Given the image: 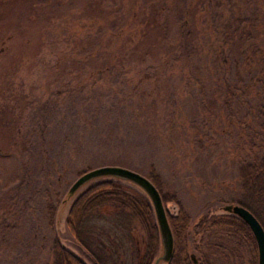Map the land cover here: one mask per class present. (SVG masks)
<instances>
[{
    "label": "rangeland",
    "instance_id": "rangeland-1",
    "mask_svg": "<svg viewBox=\"0 0 264 264\" xmlns=\"http://www.w3.org/2000/svg\"><path fill=\"white\" fill-rule=\"evenodd\" d=\"M92 1L0 0V264H50L53 238L92 264L67 210L87 185L114 176L68 188L101 164L143 175L153 166L189 215L188 251L210 264H249L242 237L198 222L243 200L238 168L264 152V0H111L105 9L99 0L101 20L115 12L94 27L93 45L71 22L81 15L86 28ZM123 23L118 41L98 39ZM174 34L171 48L163 40ZM226 37V62H191L197 46L215 53ZM178 56L177 67L163 61ZM123 231L126 264H136L144 231ZM161 254L159 242L150 264L164 263Z\"/></svg>",
    "mask_w": 264,
    "mask_h": 264
},
{
    "label": "trees",
    "instance_id": "trees-1",
    "mask_svg": "<svg viewBox=\"0 0 264 264\" xmlns=\"http://www.w3.org/2000/svg\"><path fill=\"white\" fill-rule=\"evenodd\" d=\"M98 1H92V5L95 4L94 7H96L94 9V11L96 10V14L86 15V28L81 23V15L71 21L73 23L72 33L77 34L81 32L88 34L92 45L95 39L94 27L113 20L111 17L115 12V9L109 8L102 15L101 20L97 16V12L99 11V7H97ZM101 1H103L102 8L104 9L107 3L110 4L111 2V0ZM121 2L123 4L124 1L121 0ZM119 9L121 8H116V11ZM126 28V23L120 26L117 25L114 28H105L102 33L100 32L101 34L98 33V39L101 41V39H106V37L110 40L114 38L116 42L122 37L123 31ZM73 29L78 30L74 31ZM227 38L221 39L216 44L217 49L215 53L213 51L210 52V49L206 50L203 45L201 47L197 46L198 57H195V60H191V62H197V65H206L212 58L217 59L219 56L222 57V61L226 62L228 55L224 54L223 48L228 43ZM177 39L178 35L174 34L167 41L164 39L163 42L165 41L164 43L171 48H176ZM91 46L88 47L87 54H92V50H90ZM84 49L82 53L85 54ZM115 58L116 60L114 61L112 57L111 60L109 58L108 62L112 61L115 63L119 60L118 56H115ZM261 58L264 60V54ZM179 60L178 56L173 58V60L163 61L169 66L177 62L175 65L177 67L180 64ZM120 62H123V60L121 59ZM142 74L145 75L146 72ZM262 128L264 133V121L262 122ZM238 171L240 187L243 190V200L239 204L251 211L264 230V152L253 154L249 161L239 166ZM145 176L154 184L159 192L172 234V252L166 264H191L189 257V253L191 252L188 251L187 247L188 213L172 193L162 191L159 175L153 166L149 167ZM168 201L176 203L177 209L175 212H169L166 209L165 203ZM102 209H111L112 211L106 217H102L98 215ZM206 221H208V228H224L231 234H238L242 237L249 246V264H256V246L253 236L248 226L239 217L231 213H221L211 216L209 219L203 216L199 220L198 225L201 226ZM133 224H138L144 231V246L136 264H150L159 245V234L151 204L142 190L116 177L100 179L87 185L73 198L66 215V226L72 238L85 252L92 264H126L125 246L131 238L123 230H129ZM117 229L124 233H117ZM50 253V264H85L81 258L64 247L57 238L51 240ZM201 257V260L197 259L198 264H210L204 253H201Z\"/></svg>",
    "mask_w": 264,
    "mask_h": 264
},
{
    "label": "water",
    "instance_id": "water-1",
    "mask_svg": "<svg viewBox=\"0 0 264 264\" xmlns=\"http://www.w3.org/2000/svg\"><path fill=\"white\" fill-rule=\"evenodd\" d=\"M111 175L122 180L136 184L147 196L157 225L159 242L162 246L161 258L169 259L172 252V234L169 228L164 207L158 190L154 184L143 174L119 164H101L88 168L78 174L69 185L68 190L74 191L79 185L96 176ZM228 213L239 217L249 228L256 246V264H264V230L256 217L246 207L240 204L226 205ZM191 264H198L197 257L189 253Z\"/></svg>",
    "mask_w": 264,
    "mask_h": 264
},
{
    "label": "flooded vegetation",
    "instance_id": "flooded-vegetation-1",
    "mask_svg": "<svg viewBox=\"0 0 264 264\" xmlns=\"http://www.w3.org/2000/svg\"><path fill=\"white\" fill-rule=\"evenodd\" d=\"M156 258H158V257H156ZM164 263H165V261H164ZM163 264V263H162Z\"/></svg>",
    "mask_w": 264,
    "mask_h": 264
}]
</instances>
